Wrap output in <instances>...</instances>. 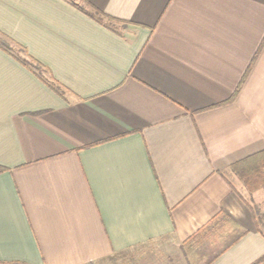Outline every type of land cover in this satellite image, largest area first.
<instances>
[{
	"label": "crops",
	"instance_id": "0c3cea01",
	"mask_svg": "<svg viewBox=\"0 0 264 264\" xmlns=\"http://www.w3.org/2000/svg\"><path fill=\"white\" fill-rule=\"evenodd\" d=\"M0 39V264H264V0H0Z\"/></svg>",
	"mask_w": 264,
	"mask_h": 264
},
{
	"label": "rangeland",
	"instance_id": "374dc122",
	"mask_svg": "<svg viewBox=\"0 0 264 264\" xmlns=\"http://www.w3.org/2000/svg\"><path fill=\"white\" fill-rule=\"evenodd\" d=\"M6 44L8 46L0 43V46L9 48L10 43L6 42ZM11 46V50L17 51V53L23 55L22 51L24 49L22 47L13 44ZM31 65L38 72L43 73V68L41 66L33 64ZM163 245L164 244L162 243V241L152 242L145 247H138L132 250L124 251L123 253L112 255L106 259H103L102 261H98L93 264H142L146 260L149 261V264H176V258L182 259L181 257L179 258L178 255L176 256L173 250L165 251V248L167 247L166 245L163 247ZM169 248L173 249L170 246ZM177 264L179 263L177 262ZM180 264H183V262H180Z\"/></svg>",
	"mask_w": 264,
	"mask_h": 264
},
{
	"label": "trees",
	"instance_id": "16d2710c",
	"mask_svg": "<svg viewBox=\"0 0 264 264\" xmlns=\"http://www.w3.org/2000/svg\"><path fill=\"white\" fill-rule=\"evenodd\" d=\"M81 10H83L88 16L98 20V21H101L102 18L104 17V15H102L100 12H98L97 10L93 9V10H87V9H84L83 7H80ZM0 43L3 44V45H7L6 42L2 39H0ZM40 66V65H39ZM49 84V83H48ZM49 86L58 94L61 95L62 93V89L59 85H56L54 83H50ZM251 170H258V165H254L252 167ZM11 264H15V263H11Z\"/></svg>",
	"mask_w": 264,
	"mask_h": 264
}]
</instances>
